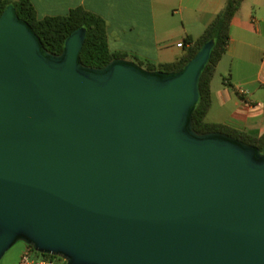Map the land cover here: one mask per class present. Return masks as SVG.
Masks as SVG:
<instances>
[{
    "label": "water",
    "instance_id": "1",
    "mask_svg": "<svg viewBox=\"0 0 264 264\" xmlns=\"http://www.w3.org/2000/svg\"><path fill=\"white\" fill-rule=\"evenodd\" d=\"M0 17V260L18 242L67 264H264V147L198 133L214 41L177 73L82 63Z\"/></svg>",
    "mask_w": 264,
    "mask_h": 264
},
{
    "label": "crops",
    "instance_id": "2",
    "mask_svg": "<svg viewBox=\"0 0 264 264\" xmlns=\"http://www.w3.org/2000/svg\"><path fill=\"white\" fill-rule=\"evenodd\" d=\"M29 1L40 19L66 16L79 8L101 17L112 52L142 65H159L185 56L228 0ZM180 43L184 47L179 48ZM218 73L221 80L216 82ZM241 90L247 92L242 98ZM211 91L208 123L264 134V0H243Z\"/></svg>",
    "mask_w": 264,
    "mask_h": 264
},
{
    "label": "trees",
    "instance_id": "3",
    "mask_svg": "<svg viewBox=\"0 0 264 264\" xmlns=\"http://www.w3.org/2000/svg\"><path fill=\"white\" fill-rule=\"evenodd\" d=\"M243 4V0H228L224 10L206 28L187 54L172 63L146 65L150 72L177 73L197 55L207 43L214 41L211 59L202 72L200 80V99L193 113V127L200 133H222L247 145L263 149L264 134L255 136L222 124H211L206 118L212 108L211 84L216 70L227 52L231 24ZM14 6L20 19L27 22L41 39L44 47L56 55L64 51L67 38L76 30L86 29L87 38L81 53L82 63L89 67L102 68L114 60H127V56L111 51L108 43L107 25L101 18L84 9H74L68 15L40 19L29 0H0V17L9 7ZM190 42L192 39H189ZM184 45V44H183ZM143 67L142 64L138 63ZM242 98L243 95L238 93ZM28 249L36 252L32 247ZM37 253V252H36ZM38 255L59 260L51 255Z\"/></svg>",
    "mask_w": 264,
    "mask_h": 264
},
{
    "label": "rangeland",
    "instance_id": "4",
    "mask_svg": "<svg viewBox=\"0 0 264 264\" xmlns=\"http://www.w3.org/2000/svg\"><path fill=\"white\" fill-rule=\"evenodd\" d=\"M131 62L138 64L137 61H134V60ZM142 68L147 70L146 68L148 67L146 65H143ZM216 79H217L216 82L218 81V79H220L219 73L216 75ZM27 250H28V245L25 244L24 242L16 243L0 260V264H20L21 259Z\"/></svg>",
    "mask_w": 264,
    "mask_h": 264
},
{
    "label": "built area",
    "instance_id": "5",
    "mask_svg": "<svg viewBox=\"0 0 264 264\" xmlns=\"http://www.w3.org/2000/svg\"><path fill=\"white\" fill-rule=\"evenodd\" d=\"M178 47L182 48L184 47V45L180 43ZM240 93L242 95L247 94V92L243 90H241ZM20 264H67V262L61 258L59 260L48 259L28 249L26 253L23 255Z\"/></svg>",
    "mask_w": 264,
    "mask_h": 264
}]
</instances>
